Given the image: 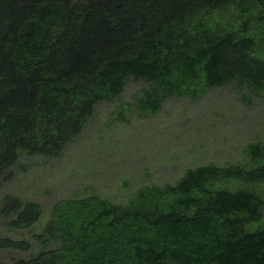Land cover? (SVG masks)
I'll return each mask as SVG.
<instances>
[{"label": "trees", "instance_id": "obj_1", "mask_svg": "<svg viewBox=\"0 0 264 264\" xmlns=\"http://www.w3.org/2000/svg\"><path fill=\"white\" fill-rule=\"evenodd\" d=\"M129 79L146 86L117 114L151 116L223 86L248 103L264 93V0H0V178L22 152L60 155ZM241 155L123 204L60 200L38 237L45 248L10 264H264V141ZM42 211L0 202L12 229ZM29 247L0 238L1 249Z\"/></svg>", "mask_w": 264, "mask_h": 264}, {"label": "rangeland", "instance_id": "obj_2", "mask_svg": "<svg viewBox=\"0 0 264 264\" xmlns=\"http://www.w3.org/2000/svg\"><path fill=\"white\" fill-rule=\"evenodd\" d=\"M143 86L129 79L117 98L96 106L92 120L60 155L22 152L2 175L0 202L16 197L39 203L43 211L26 229H12L10 218L0 217V238L30 243L25 251L0 248V264L43 247L38 237L60 200L96 195L123 204L141 187L176 182L186 169L242 161L244 145L264 141V93L244 103L238 90L223 86L197 101L168 99L151 116L139 115L133 106L117 114V107L131 103Z\"/></svg>", "mask_w": 264, "mask_h": 264}]
</instances>
